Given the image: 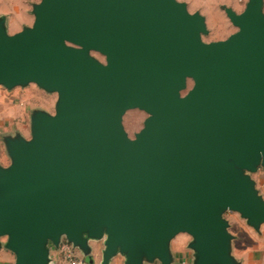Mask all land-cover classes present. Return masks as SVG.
<instances>
[{
	"label": "water",
	"instance_id": "1",
	"mask_svg": "<svg viewBox=\"0 0 264 264\" xmlns=\"http://www.w3.org/2000/svg\"><path fill=\"white\" fill-rule=\"evenodd\" d=\"M263 8L222 6L237 31L210 43L177 0H40L12 35L0 16V87L57 95L54 114L31 112L29 139L1 137L0 249L14 264H53L63 241L86 259L102 242L100 264H172L181 234L192 264H241L225 215L264 225ZM135 109L148 117L131 139Z\"/></svg>",
	"mask_w": 264,
	"mask_h": 264
},
{
	"label": "rangeland",
	"instance_id": "2",
	"mask_svg": "<svg viewBox=\"0 0 264 264\" xmlns=\"http://www.w3.org/2000/svg\"><path fill=\"white\" fill-rule=\"evenodd\" d=\"M26 2L27 9L30 12V2ZM38 3L40 0H32ZM183 2L187 6L189 13L198 12L205 18L208 34L202 37L203 42L210 43L225 40L237 29L232 26L227 19L222 6L232 9L235 6V12L243 11L247 0H177ZM24 18L17 17L16 23H24ZM18 24V25H19ZM14 27H9V31H13ZM96 60L104 63V58L96 53L90 54ZM192 87V82L188 81L187 90L184 95ZM57 100L56 94L44 92L35 84H29L25 87H15L11 90L0 87V147L6 156L5 148L1 137L5 134L20 133L25 138L29 139L30 114L35 109H40L54 114V105ZM148 115L140 110L127 111L122 117V126L129 138L133 139L142 128L144 121ZM9 161L7 159V165ZM256 182V188L264 196V174L262 171L252 175ZM231 224V232L242 240L246 239L247 232L249 233L244 222L237 214L227 213L225 216ZM238 246V244H237Z\"/></svg>",
	"mask_w": 264,
	"mask_h": 264
},
{
	"label": "crops",
	"instance_id": "3",
	"mask_svg": "<svg viewBox=\"0 0 264 264\" xmlns=\"http://www.w3.org/2000/svg\"><path fill=\"white\" fill-rule=\"evenodd\" d=\"M27 1L29 0H0V16H6L7 18L6 25H7V32L9 34L11 35L16 34L20 32L24 26L32 25L33 16L31 14V9L30 12L27 9V5H26ZM32 3H36V2L31 0L29 2L30 8ZM235 8H236L235 6L232 7L234 11H236ZM17 17L24 18L23 19L24 23H20V24L18 23L19 24L18 25L16 23ZM14 26L17 27L14 28L13 31H9V27H14ZM0 165L7 166V158L5 157L3 153V149L1 147H0ZM242 221L245 224V221L244 220ZM246 227L250 232L249 233L247 232L246 239L242 240L241 238H238L235 234L231 232V224H230L229 232L236 237V239L233 241L232 244V255L235 257L236 260L241 262V264H264V225L261 226L260 233H256L253 229H251L247 225ZM190 240H191L190 237L185 234L178 235L172 240L170 245L171 253L173 256L172 264H192L193 253L191 250L187 248V245ZM4 241L5 239L2 240V242ZM90 246L92 248L91 256L88 259L85 258V260L89 264H100L101 250L103 248L102 242H90ZM58 249L56 250L51 246L50 256L53 261V264H61L60 258L58 256ZM75 251L80 256H82L78 250L75 249ZM14 262H15V257L11 252L5 249H0V264H14ZM109 264H124V260L121 256H116L111 260ZM152 264H160V263L154 262Z\"/></svg>",
	"mask_w": 264,
	"mask_h": 264
},
{
	"label": "built area",
	"instance_id": "4",
	"mask_svg": "<svg viewBox=\"0 0 264 264\" xmlns=\"http://www.w3.org/2000/svg\"><path fill=\"white\" fill-rule=\"evenodd\" d=\"M61 264H89L84 257L76 253L75 249L63 241L58 249Z\"/></svg>",
	"mask_w": 264,
	"mask_h": 264
}]
</instances>
